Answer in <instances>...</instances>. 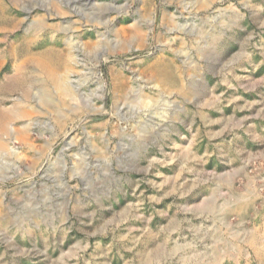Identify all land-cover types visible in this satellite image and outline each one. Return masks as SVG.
<instances>
[{
	"label": "rangeland",
	"instance_id": "rangeland-1",
	"mask_svg": "<svg viewBox=\"0 0 264 264\" xmlns=\"http://www.w3.org/2000/svg\"><path fill=\"white\" fill-rule=\"evenodd\" d=\"M0 264H264V0H0Z\"/></svg>",
	"mask_w": 264,
	"mask_h": 264
},
{
	"label": "bare ground",
	"instance_id": "bare-ground-1",
	"mask_svg": "<svg viewBox=\"0 0 264 264\" xmlns=\"http://www.w3.org/2000/svg\"><path fill=\"white\" fill-rule=\"evenodd\" d=\"M243 206V201L238 200L234 203V209H240Z\"/></svg>",
	"mask_w": 264,
	"mask_h": 264
}]
</instances>
